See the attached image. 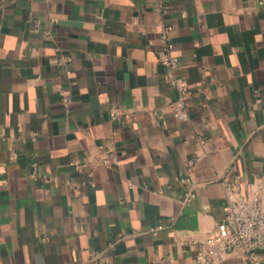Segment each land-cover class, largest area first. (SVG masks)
I'll list each match as a JSON object with an SVG mask.
<instances>
[{"label":"crops","instance_id":"crops-1","mask_svg":"<svg viewBox=\"0 0 264 264\" xmlns=\"http://www.w3.org/2000/svg\"><path fill=\"white\" fill-rule=\"evenodd\" d=\"M237 175L264 188V0H0V264H197Z\"/></svg>","mask_w":264,"mask_h":264},{"label":"built area","instance_id":"built-area-1","mask_svg":"<svg viewBox=\"0 0 264 264\" xmlns=\"http://www.w3.org/2000/svg\"><path fill=\"white\" fill-rule=\"evenodd\" d=\"M163 0H158L161 6ZM172 26L164 25L161 35L162 44L156 51L158 61L164 67V74L172 87L179 93V101L173 106L174 115L180 120L188 119V103L193 93V85L184 77L176 74L180 58L175 52L171 37ZM61 100L68 104L70 99L60 90ZM15 156V153H13ZM104 157L102 163L109 164ZM225 187V207L221 221L215 231L205 240V248L197 255V264H216L234 251L241 249L253 264L257 251L264 249V188L257 185L254 192L249 191L250 181L237 175L232 180L223 181ZM194 195H190L193 198ZM94 261L104 260L101 252L91 251Z\"/></svg>","mask_w":264,"mask_h":264}]
</instances>
